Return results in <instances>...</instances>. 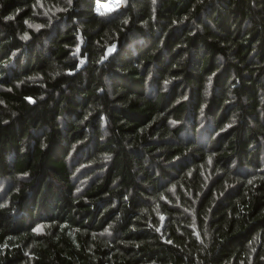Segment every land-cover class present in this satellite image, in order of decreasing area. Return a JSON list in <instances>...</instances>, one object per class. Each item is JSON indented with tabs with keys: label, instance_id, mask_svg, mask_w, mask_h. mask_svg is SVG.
<instances>
[{
	"label": "trees",
	"instance_id": "obj_1",
	"mask_svg": "<svg viewBox=\"0 0 264 264\" xmlns=\"http://www.w3.org/2000/svg\"><path fill=\"white\" fill-rule=\"evenodd\" d=\"M104 1L0 0V264H264V0Z\"/></svg>",
	"mask_w": 264,
	"mask_h": 264
},
{
	"label": "rangeland",
	"instance_id": "obj_2",
	"mask_svg": "<svg viewBox=\"0 0 264 264\" xmlns=\"http://www.w3.org/2000/svg\"><path fill=\"white\" fill-rule=\"evenodd\" d=\"M114 0H107L104 2H99L96 5V9L101 12V11H109L113 10L115 8H120L124 6V0H122V3L120 5L114 6L113 3ZM89 181L88 178H82L80 180V186L83 187L87 182ZM11 179L10 178H0V203L1 202H6L8 194L10 192L11 188Z\"/></svg>",
	"mask_w": 264,
	"mask_h": 264
},
{
	"label": "bare ground",
	"instance_id": "obj_3",
	"mask_svg": "<svg viewBox=\"0 0 264 264\" xmlns=\"http://www.w3.org/2000/svg\"><path fill=\"white\" fill-rule=\"evenodd\" d=\"M113 3H114L113 5L116 6L118 4H121L122 3V0H114Z\"/></svg>",
	"mask_w": 264,
	"mask_h": 264
}]
</instances>
